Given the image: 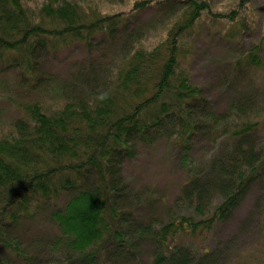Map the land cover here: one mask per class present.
<instances>
[{
    "label": "trees",
    "instance_id": "1",
    "mask_svg": "<svg viewBox=\"0 0 264 264\" xmlns=\"http://www.w3.org/2000/svg\"><path fill=\"white\" fill-rule=\"evenodd\" d=\"M177 1L186 3L178 14ZM247 2L225 12L210 0H134L112 12L84 0H0V69L17 70L29 98L0 138V264H252L254 253L235 257L236 235L222 244L212 236L264 173V88L244 77L263 65V47L242 48L246 23L223 36L242 52L219 73L232 90L222 110L192 81L183 54L192 49H182L204 14L230 24ZM151 5L177 17L150 28L149 43V28L130 22ZM66 47L78 56L63 75L54 60ZM163 138L184 173L171 201L132 186L121 167L139 141ZM43 212L45 235L19 231Z\"/></svg>",
    "mask_w": 264,
    "mask_h": 264
},
{
    "label": "rangeland",
    "instance_id": "2",
    "mask_svg": "<svg viewBox=\"0 0 264 264\" xmlns=\"http://www.w3.org/2000/svg\"><path fill=\"white\" fill-rule=\"evenodd\" d=\"M31 8L42 4L45 0H27ZM82 1V0H81ZM213 9L218 11H230L238 7L239 0H210ZM87 9L94 8L99 5L101 11H127L134 0H84ZM178 2V10L176 14L183 10L186 5L184 2ZM99 3V4H98ZM159 5H151L142 9L139 14L130 22L133 28L141 26L142 29H148L144 34L149 43H152L154 32L150 28L165 25L169 20L176 19V15L170 14L169 10L161 9ZM153 20V24L150 25ZM246 23L243 32L239 33L242 38V48H249L257 43L263 47L262 57L264 60V0H248L242 14L237 17V20L230 24L226 21L216 22L215 19L204 14L193 28L190 34H186V39L182 49L190 47L192 52L183 53L189 63H186L189 70L192 71V81L200 86H203L207 96L215 100L217 109L222 110L229 103L232 90L228 92L225 86L221 83L219 73L224 70L225 62L230 60L236 49L242 52L239 44L233 40H227L223 37L226 33H231L232 30H240V26ZM151 26V27H150ZM153 26V27H152ZM151 32V33H150ZM233 37H231L232 39ZM78 49L66 47L64 52L57 53L55 61V72L67 75L72 71L75 64L73 60L78 56ZM109 58V55H106ZM66 60H63L65 59ZM71 63L70 66L68 64ZM69 72V73H70ZM244 77L252 78L256 84H260L264 88V63L254 72H248ZM17 70H1L0 69V138L9 133L13 129L12 125L18 117L22 115V110L19 108V103L29 98L24 93V84L19 82ZM244 83L240 81L236 86L243 89ZM264 104V102L262 103ZM264 113L262 114V124L258 127L257 138L264 142ZM206 149V147H205ZM137 155L132 160H125L122 164V171L127 180L137 189L144 186H153L155 192L163 198L173 200L179 191V184L183 178V172L179 169L173 146L166 139L160 140L157 144L147 145L139 141L137 143ZM204 152L197 148L194 155L200 156ZM264 173L256 180L255 185L247 194L245 199L235 210L233 217L222 224L221 227H216L213 232V241L222 244V239L231 238L236 235L234 242L238 244L235 249V257L246 260L247 254L254 253L252 264H264V234L258 240V227H262V223H255L259 215L257 209H264ZM252 214V221L247 222L246 217ZM39 221L27 224V227H19V231L29 236L38 234L45 235L43 231H47L50 223L47 219L46 212L38 216ZM264 222V215L261 216ZM254 247H256L254 249ZM143 255L146 257L149 253L147 245L142 246ZM238 259V258H237ZM224 264H239L236 258H229Z\"/></svg>",
    "mask_w": 264,
    "mask_h": 264
}]
</instances>
